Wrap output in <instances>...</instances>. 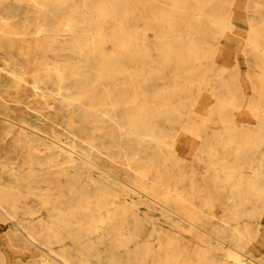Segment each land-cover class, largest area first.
<instances>
[{
  "label": "bare ground",
  "instance_id": "obj_1",
  "mask_svg": "<svg viewBox=\"0 0 264 264\" xmlns=\"http://www.w3.org/2000/svg\"><path fill=\"white\" fill-rule=\"evenodd\" d=\"M0 264H264V0H0Z\"/></svg>",
  "mask_w": 264,
  "mask_h": 264
},
{
  "label": "rangeland",
  "instance_id": "obj_2",
  "mask_svg": "<svg viewBox=\"0 0 264 264\" xmlns=\"http://www.w3.org/2000/svg\"><path fill=\"white\" fill-rule=\"evenodd\" d=\"M241 4H246L250 0H239ZM242 18V14H240ZM234 34L225 35L219 45V49L221 51V60H224L227 64H231L234 62L240 63V67L244 69L246 65V60L244 57L243 48L244 45L242 43L243 36L242 33L246 31L245 25L243 22L236 23L234 26ZM195 125L199 122L197 115H193L191 118Z\"/></svg>",
  "mask_w": 264,
  "mask_h": 264
}]
</instances>
